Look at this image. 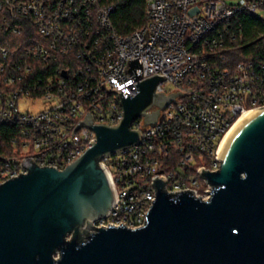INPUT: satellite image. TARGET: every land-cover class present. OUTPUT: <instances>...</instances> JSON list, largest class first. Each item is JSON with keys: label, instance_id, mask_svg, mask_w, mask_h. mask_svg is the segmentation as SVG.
<instances>
[{"label": "built area", "instance_id": "1", "mask_svg": "<svg viewBox=\"0 0 264 264\" xmlns=\"http://www.w3.org/2000/svg\"><path fill=\"white\" fill-rule=\"evenodd\" d=\"M4 5L30 17L38 36L28 37L26 46H0V152H11L0 154V184L25 174L29 159L65 168L95 140L88 127L74 130L86 112L93 122L118 124V94L134 96L137 81L158 74L165 79L155 92L190 94H178L154 125L137 118L131 128L141 133L139 142L99 162L115 205L93 226H143L156 199L155 177L166 180L168 193L210 197L201 171L218 170L228 130L243 113L264 107V62L228 60L242 43L231 20L239 12L264 20V0H146L145 23L127 36L117 33L114 5L104 0H5L0 9ZM71 59L78 60L73 71ZM40 101L44 108L33 111Z\"/></svg>", "mask_w": 264, "mask_h": 264}, {"label": "water", "instance_id": "2", "mask_svg": "<svg viewBox=\"0 0 264 264\" xmlns=\"http://www.w3.org/2000/svg\"><path fill=\"white\" fill-rule=\"evenodd\" d=\"M164 79L137 81L134 96L121 91L116 125L93 122L86 112L74 130L88 127L95 140L65 168L29 159L25 174L0 184V264H264V107L229 136L218 170L201 171L212 186L207 200L168 193L166 180L155 177L156 199L143 226H93L115 205L99 162L139 142L141 133L131 128L137 118L154 125L178 94H190L155 92Z\"/></svg>", "mask_w": 264, "mask_h": 264}, {"label": "trees", "instance_id": "3", "mask_svg": "<svg viewBox=\"0 0 264 264\" xmlns=\"http://www.w3.org/2000/svg\"><path fill=\"white\" fill-rule=\"evenodd\" d=\"M4 1L0 0V3ZM104 2L114 5L115 9L111 14V19L118 34L130 35L145 23L146 0H104ZM231 24L237 35H241L242 43L228 54V60L231 63L250 59L264 62V20L256 19L245 12H239L233 17ZM16 27L17 30L14 31ZM30 36H38L34 27L32 28V19L12 13L4 5L0 9V46L11 48L26 46ZM81 61L84 62L83 59ZM0 62H3L1 54ZM77 62L78 60L71 59L70 70L73 71V67L76 66L74 63ZM54 65L55 63L45 67V73L50 74ZM0 154L9 155L11 152H0ZM206 164L210 165L209 162ZM163 169L171 168L163 166Z\"/></svg>", "mask_w": 264, "mask_h": 264}, {"label": "bare ground", "instance_id": "4", "mask_svg": "<svg viewBox=\"0 0 264 264\" xmlns=\"http://www.w3.org/2000/svg\"><path fill=\"white\" fill-rule=\"evenodd\" d=\"M252 114V112H245L243 113L237 120L236 122L233 124V126L228 130V132L226 133V135L224 136L222 142H221V147L220 150H222V148H224L229 136L232 134V132L235 130V128L243 121L245 120L248 116H250Z\"/></svg>", "mask_w": 264, "mask_h": 264}, {"label": "rangeland", "instance_id": "5", "mask_svg": "<svg viewBox=\"0 0 264 264\" xmlns=\"http://www.w3.org/2000/svg\"><path fill=\"white\" fill-rule=\"evenodd\" d=\"M227 2H229V3H233V4H237V3H241L242 0H227ZM167 87H168V85H167ZM170 89L173 90L174 88H173V87H170ZM43 108H44V104H43L42 101L37 102V104H36L35 106L31 107V109H32L33 111H38V110H41V109H43ZM23 110H24V109H23Z\"/></svg>", "mask_w": 264, "mask_h": 264}]
</instances>
